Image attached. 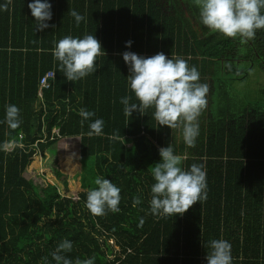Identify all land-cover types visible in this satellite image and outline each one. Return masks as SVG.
Returning <instances> with one entry per match:
<instances>
[{
	"label": "trees",
	"instance_id": "trees-1",
	"mask_svg": "<svg viewBox=\"0 0 264 264\" xmlns=\"http://www.w3.org/2000/svg\"><path fill=\"white\" fill-rule=\"evenodd\" d=\"M31 2L12 0L0 10V144L11 141L0 149V264H42L45 256L55 264L49 253L64 239L73 243L69 259L95 257V264H207L213 239L230 242L232 264H264V104L237 112L214 108L213 122L198 121L195 146L188 147L178 132L158 125L154 109L126 117L120 103L125 96L137 102L126 79L125 51L184 58L201 83L215 78L218 102L230 89L221 86L216 65L231 59L226 74L237 72L236 60L264 70V30L246 43L212 32L199 22L193 0H187L192 18L165 6L166 13L159 0H47L52 19L41 32ZM71 9L84 17L79 25ZM85 34L96 36L105 55L97 57L95 73L67 81L52 55L54 41ZM49 71L55 79L41 97L40 81ZM6 104L20 109L15 130L3 123ZM81 108L95 113L83 127ZM95 119L104 120V135L90 138ZM113 132L125 143L108 139ZM70 137L80 138L84 169L72 185L55 149ZM169 143L184 156V168L204 166L207 199L182 216L164 218L150 212L149 167ZM97 176L121 189L118 212L97 217L86 209V191L97 187ZM133 197L140 203L133 206Z\"/></svg>",
	"mask_w": 264,
	"mask_h": 264
},
{
	"label": "clouds",
	"instance_id": "clouds-1",
	"mask_svg": "<svg viewBox=\"0 0 264 264\" xmlns=\"http://www.w3.org/2000/svg\"><path fill=\"white\" fill-rule=\"evenodd\" d=\"M12 0L0 4V10L7 11ZM198 9L199 22L212 32L227 38H239L246 43L255 38L257 30H264V0H193ZM35 18L36 31H44L52 19L51 4L45 0H33L28 4ZM77 25L84 17L76 10L67 12ZM54 27V25H52ZM132 42H126L131 47ZM101 42L95 35L85 34L82 38L66 35L54 41L52 55L58 62L59 71L67 81H79L97 70L96 60L105 55ZM128 66L127 82L129 90L137 102H131L132 96L122 97L120 103L123 114L131 117L133 112L143 115L146 110L154 109L153 118L159 126H167L172 132L179 133L180 139L188 147H194L199 135V117L206 109L209 86L200 82V74L195 66H189L187 60L179 56L169 58L163 52L145 57L134 52L122 53ZM78 115L85 121L91 120L95 113L81 108ZM9 129L20 127V109L14 104L5 105L4 121ZM104 120L95 119L89 123L88 137L104 135ZM110 140H120L123 136L113 132ZM11 141L0 144L7 148ZM75 156V154H73ZM73 156L68 158L71 166ZM160 161L149 167L154 179L149 201L150 212L157 217L182 216L193 205L207 199V173L202 164L193 163L183 167L184 156L176 154L172 143L159 149ZM96 188L86 191L85 207L93 216H103L107 212H118L121 189L112 181L97 176ZM140 203L139 197H133V206ZM143 218L140 224H143ZM207 264H232L231 244L224 239H213L207 244ZM73 249L72 241L62 240L50 252L55 264H95V257L75 261L65 254ZM42 264H49L48 256L42 257Z\"/></svg>",
	"mask_w": 264,
	"mask_h": 264
},
{
	"label": "rangeland",
	"instance_id": "rangeland-1",
	"mask_svg": "<svg viewBox=\"0 0 264 264\" xmlns=\"http://www.w3.org/2000/svg\"><path fill=\"white\" fill-rule=\"evenodd\" d=\"M162 5L163 11H168V9H175L177 14L185 13V15L189 18H192L191 13L187 8V0H159ZM168 8L166 9L165 8ZM167 13V12H166ZM231 59H226L219 64L216 65V74L217 78L221 79L220 84L222 87L230 89L228 91L227 98H220L218 102L216 87L217 84L215 82V78L209 76L208 77V86L209 92L207 95L208 104L206 109L202 112L204 118L199 117V121L203 120L206 125L213 122L212 116L214 113V108H218L219 110H233L234 112L238 111L239 108H243L244 106H255L264 104V70L258 65L257 62H247L241 64L243 61L236 60V65L233 63L234 67H236L237 72L226 74L225 65L227 62H230ZM222 63V64H220ZM241 65H240V64ZM241 67H240V66ZM216 102V107L214 106ZM218 112V111H215ZM229 120H226V123ZM178 138L179 134H177ZM80 138L79 137H70L61 140L57 146L56 151L58 153V163L59 165L65 169L64 171L72 178L70 179V184L72 185L74 180L73 177H77L80 175H84V169L81 163V155H80ZM75 154V156H73ZM73 156L71 166L68 165V158ZM66 159V162L62 159ZM64 161V162H63ZM77 198V196H74Z\"/></svg>",
	"mask_w": 264,
	"mask_h": 264
},
{
	"label": "built area",
	"instance_id": "built-area-1",
	"mask_svg": "<svg viewBox=\"0 0 264 264\" xmlns=\"http://www.w3.org/2000/svg\"><path fill=\"white\" fill-rule=\"evenodd\" d=\"M55 79V72L54 71H49L48 73H46L41 81H40V92H39V96L42 97V91L43 89H48L50 87L51 81H53ZM53 134L57 135L59 137V131L54 129L53 130ZM77 199V198H75Z\"/></svg>",
	"mask_w": 264,
	"mask_h": 264
}]
</instances>
